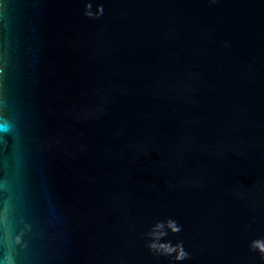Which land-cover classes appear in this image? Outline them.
Instances as JSON below:
<instances>
[{
	"label": "water",
	"instance_id": "1",
	"mask_svg": "<svg viewBox=\"0 0 264 264\" xmlns=\"http://www.w3.org/2000/svg\"><path fill=\"white\" fill-rule=\"evenodd\" d=\"M4 122L0 264H264V0H0Z\"/></svg>",
	"mask_w": 264,
	"mask_h": 264
},
{
	"label": "clouds",
	"instance_id": "2",
	"mask_svg": "<svg viewBox=\"0 0 264 264\" xmlns=\"http://www.w3.org/2000/svg\"><path fill=\"white\" fill-rule=\"evenodd\" d=\"M91 4H87L85 6L84 15L90 18H99L103 15L104 9L102 5L97 7V12L94 14L91 12ZM10 125L8 122H4L0 124V132H9ZM165 224L171 233H179L182 229L181 226L177 224V222L173 219H167L166 221H158L154 224L152 229L147 233L148 237L151 238V241L148 243V248L151 252L159 253L163 256L173 257V253L175 256L173 259L175 261H183L188 258L189 253L185 250L183 246V242H177L176 244H172L171 241H166L164 243H160V239L168 235V233L164 231H160L163 229ZM250 248L252 250L258 251L261 255V259H264V239H255L250 243Z\"/></svg>",
	"mask_w": 264,
	"mask_h": 264
}]
</instances>
